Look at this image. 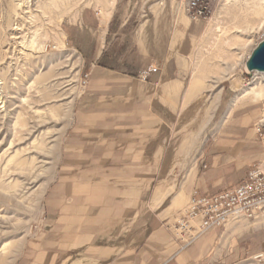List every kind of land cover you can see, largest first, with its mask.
<instances>
[{
	"label": "crops",
	"instance_id": "crops-1",
	"mask_svg": "<svg viewBox=\"0 0 264 264\" xmlns=\"http://www.w3.org/2000/svg\"><path fill=\"white\" fill-rule=\"evenodd\" d=\"M185 4L118 0L106 20L85 10L70 29L90 79L46 199L53 226L27 244L17 264L231 262L234 235L224 241L227 229L212 228L184 245L165 222L195 195L240 184L262 155L256 135L246 130L249 119L220 132L205 169H177L176 142L206 92L187 61L207 22L193 21ZM150 67L158 71L144 80ZM180 171L188 174L178 180Z\"/></svg>",
	"mask_w": 264,
	"mask_h": 264
},
{
	"label": "rangeland",
	"instance_id": "rangeland-1",
	"mask_svg": "<svg viewBox=\"0 0 264 264\" xmlns=\"http://www.w3.org/2000/svg\"><path fill=\"white\" fill-rule=\"evenodd\" d=\"M36 1L31 0L30 15L15 2L0 0V264H17L27 244L53 226L46 199L61 173L77 101L90 79L70 29L85 10H100L106 19L118 0ZM205 21L206 32L187 61L196 84L206 89L204 106L176 142L175 156L176 165L198 169H205L204 160L223 129L251 119L246 130L254 133L264 113V72L246 67L264 40V0H213ZM252 88L262 95L238 99ZM261 154L252 165L264 158ZM176 174L181 180L188 172ZM174 218L165 221L169 229ZM262 220L231 223L226 233L222 228L224 241L234 235L228 264H264Z\"/></svg>",
	"mask_w": 264,
	"mask_h": 264
},
{
	"label": "built area",
	"instance_id": "built-area-1",
	"mask_svg": "<svg viewBox=\"0 0 264 264\" xmlns=\"http://www.w3.org/2000/svg\"><path fill=\"white\" fill-rule=\"evenodd\" d=\"M212 1L186 0L185 10L193 21L207 20L212 15ZM96 13L99 15L101 11ZM157 71V67H150L142 78L147 80L149 73ZM253 131L264 153V113L254 123ZM263 218L264 158L250 167L245 179L237 186L210 196L195 195L169 222V227L177 239L190 245L212 228L226 229L230 223H250Z\"/></svg>",
	"mask_w": 264,
	"mask_h": 264
},
{
	"label": "bare ground",
	"instance_id": "bare-ground-1",
	"mask_svg": "<svg viewBox=\"0 0 264 264\" xmlns=\"http://www.w3.org/2000/svg\"><path fill=\"white\" fill-rule=\"evenodd\" d=\"M11 1H13V2H15L16 3V5L17 6H19V7H21V9H22V12L21 13H24V14H30V13H32V10H31V0H11ZM37 1H40V0H37ZM36 1V2H37ZM41 5H42V3H41ZM38 6V5H37ZM34 8V7H33ZM33 14V13H32ZM31 15V14H30ZM22 16V15H21ZM33 16V15H32ZM23 17V16H22ZM25 18V17H24ZM27 18V17H26ZM29 18H30V16H29ZM32 18V17H31ZM28 19V18H27ZM24 20V19H23ZM104 20H106V19H104ZM17 21V20H16ZM20 24V23H19ZM28 24V23H27ZM15 25V24H14ZM23 25V24H22ZM21 26V25H20ZM20 26H18V27H20ZM15 27H17V26H15ZM23 29V28H22ZM21 28L20 29H18V30H22ZM16 31V30H15ZM30 31V30H29ZM17 32V31H16ZM33 32V31H32ZM35 32V31H34ZM18 33V32H17ZM22 33V32H21ZM23 33H26V31L25 32H23ZM27 34V33H26ZM35 34V33H34ZM22 35H24V34H22ZM33 35V34H32ZM25 36V35H24ZM28 36V35H27ZM16 37V36H15ZM23 38H25V37H23ZM18 39V38H17ZM21 39H22V37H21ZM20 40V39H19ZM27 40H28V38H27ZM24 42H25V40H24ZM27 42V41H26ZM21 45H23L22 43H21ZM25 46V45H24ZM33 47V46H32ZM23 53V52H22ZM13 63V62H12ZM66 74V73H65ZM61 82V81H60ZM59 82V83H60ZM65 83V82H64ZM60 85V84H59ZM63 86V85H62ZM253 90V88L252 89H249V90H245L242 94H241V96H240V98H238V99H242V100H247V99H253V100H256L259 96H261L262 94L261 93H259V92H254V91H252ZM64 91V90H63ZM64 93H65V91H64ZM253 97H252V96ZM64 98V97H63ZM59 99H61V96H60V98ZM42 161V160H41ZM40 162V161H39ZM263 221V220H262ZM259 224H260V222H258ZM231 224V223H230ZM258 224V225H259ZM256 225V224H255ZM228 226H229V224H228ZM238 230V228H234L233 229V231L234 232H236ZM258 255V254H257ZM260 255H258V256H256V257H259ZM255 257V258H256Z\"/></svg>",
	"mask_w": 264,
	"mask_h": 264
},
{
	"label": "water",
	"instance_id": "water-1",
	"mask_svg": "<svg viewBox=\"0 0 264 264\" xmlns=\"http://www.w3.org/2000/svg\"><path fill=\"white\" fill-rule=\"evenodd\" d=\"M246 67L249 71L264 72V40L254 49Z\"/></svg>",
	"mask_w": 264,
	"mask_h": 264
}]
</instances>
